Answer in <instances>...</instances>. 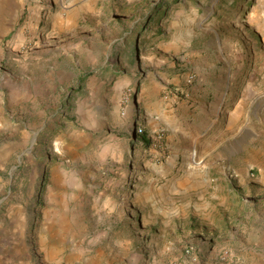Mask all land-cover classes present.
I'll use <instances>...</instances> for the list:
<instances>
[{"label":"rangeland","instance_id":"374dc122","mask_svg":"<svg viewBox=\"0 0 264 264\" xmlns=\"http://www.w3.org/2000/svg\"><path fill=\"white\" fill-rule=\"evenodd\" d=\"M0 264H264V0H0Z\"/></svg>","mask_w":264,"mask_h":264},{"label":"trees","instance_id":"16d2710c","mask_svg":"<svg viewBox=\"0 0 264 264\" xmlns=\"http://www.w3.org/2000/svg\"><path fill=\"white\" fill-rule=\"evenodd\" d=\"M141 139H142L143 144L146 146L151 143L150 139L147 138V135L145 133L143 134V131H142Z\"/></svg>","mask_w":264,"mask_h":264},{"label":"built area","instance_id":"2783aa9c","mask_svg":"<svg viewBox=\"0 0 264 264\" xmlns=\"http://www.w3.org/2000/svg\"><path fill=\"white\" fill-rule=\"evenodd\" d=\"M192 247L190 246L189 248H187L186 253H189L191 251Z\"/></svg>","mask_w":264,"mask_h":264}]
</instances>
